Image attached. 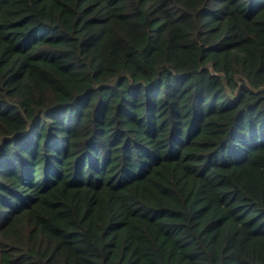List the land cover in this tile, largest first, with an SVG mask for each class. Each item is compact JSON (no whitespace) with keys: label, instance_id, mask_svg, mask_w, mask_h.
<instances>
[{"label":"trees","instance_id":"16d2710c","mask_svg":"<svg viewBox=\"0 0 264 264\" xmlns=\"http://www.w3.org/2000/svg\"><path fill=\"white\" fill-rule=\"evenodd\" d=\"M0 264H264V0H0Z\"/></svg>","mask_w":264,"mask_h":264}]
</instances>
